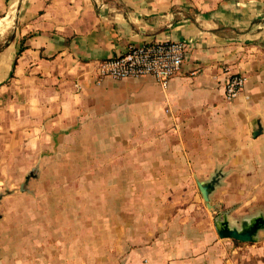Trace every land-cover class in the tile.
<instances>
[{
    "label": "crops",
    "instance_id": "crops-1",
    "mask_svg": "<svg viewBox=\"0 0 264 264\" xmlns=\"http://www.w3.org/2000/svg\"><path fill=\"white\" fill-rule=\"evenodd\" d=\"M167 40L190 42L167 89L151 76L98 77L99 62L130 44ZM234 73L246 85L228 101ZM116 115L144 119L150 136L136 139L154 149L150 167L129 171L131 192L140 194V203L124 207L133 212L130 236L92 244L101 264H264V238H221L212 212L243 193L254 196L240 208L257 188L264 193L258 182L252 191L243 184L264 178V0H0V174L3 163L25 161L91 119ZM213 178L208 204L198 181ZM175 193L189 197L175 200ZM163 208L174 215L163 220ZM23 247L17 264H90L88 234L43 235Z\"/></svg>",
    "mask_w": 264,
    "mask_h": 264
},
{
    "label": "rangeland",
    "instance_id": "rangeland-1",
    "mask_svg": "<svg viewBox=\"0 0 264 264\" xmlns=\"http://www.w3.org/2000/svg\"><path fill=\"white\" fill-rule=\"evenodd\" d=\"M138 116L144 118L145 115ZM113 117L91 119L83 129L78 128L74 134L63 136L54 147H45L34 155L28 153L25 161L3 163L4 169L0 174V264H7V259L17 264L19 250L21 258L25 259L28 248L25 250L23 246L33 245L34 240L43 235L88 234L90 264H101L92 248L96 240L100 239L102 244L113 236L128 239L134 228L130 223V213L133 212L124 207L132 201L140 203V194L131 192L129 171L150 167L152 163L147 154L154 147L144 143L143 138L150 136L144 119L139 120L140 124H134L125 122L129 115ZM131 135L133 140L125 138ZM137 135L143 138L137 140ZM119 138H122L120 142ZM162 149V146L158 148L159 153ZM114 173L120 176L114 177ZM254 182L264 186V178L259 177L245 179L243 184H248L252 191ZM260 191L257 188L256 197L242 208L243 198L252 197L253 193H243L238 202L226 207L215 206L213 210V206L217 223L227 219L231 227L242 230L255 217H264V193ZM142 194L144 198L147 196L159 201V194ZM188 197L181 193L171 194L175 200ZM162 201L168 202V199ZM119 203L121 209L116 208ZM179 206H182L181 201ZM158 209L148 212L154 214L160 212ZM137 212L143 213L144 217L147 214L146 210ZM174 212L163 208V220L172 217ZM119 218L121 223L114 224ZM259 235L264 238V230L257 232L256 241ZM27 260L31 263L33 257Z\"/></svg>",
    "mask_w": 264,
    "mask_h": 264
},
{
    "label": "built area",
    "instance_id": "built-area-1",
    "mask_svg": "<svg viewBox=\"0 0 264 264\" xmlns=\"http://www.w3.org/2000/svg\"><path fill=\"white\" fill-rule=\"evenodd\" d=\"M190 42L167 40L145 44H130L121 54L101 60L97 68L99 78L114 79L151 76L164 89L170 86L173 77L180 73L188 55ZM243 73L230 75L225 84V98L231 101L245 88Z\"/></svg>",
    "mask_w": 264,
    "mask_h": 264
},
{
    "label": "water",
    "instance_id": "water-1",
    "mask_svg": "<svg viewBox=\"0 0 264 264\" xmlns=\"http://www.w3.org/2000/svg\"><path fill=\"white\" fill-rule=\"evenodd\" d=\"M217 179L213 178L211 181H198V187L201 194L203 195L204 200L210 204V194L215 188ZM24 187V185H23ZM23 189V188H22ZM264 227V217L257 216L249 224L247 228L242 230L235 227H231L227 219L217 223L216 229L218 235L221 238H232L241 242H253L256 240L255 236L257 232Z\"/></svg>",
    "mask_w": 264,
    "mask_h": 264
},
{
    "label": "trees",
    "instance_id": "trees-1",
    "mask_svg": "<svg viewBox=\"0 0 264 264\" xmlns=\"http://www.w3.org/2000/svg\"><path fill=\"white\" fill-rule=\"evenodd\" d=\"M24 50V47H20L18 51V55Z\"/></svg>",
    "mask_w": 264,
    "mask_h": 264
}]
</instances>
